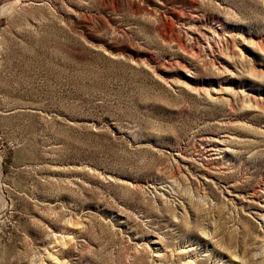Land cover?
<instances>
[{
    "label": "rangeland",
    "instance_id": "1",
    "mask_svg": "<svg viewBox=\"0 0 264 264\" xmlns=\"http://www.w3.org/2000/svg\"><path fill=\"white\" fill-rule=\"evenodd\" d=\"M0 10V264H264V0Z\"/></svg>",
    "mask_w": 264,
    "mask_h": 264
},
{
    "label": "bare ground",
    "instance_id": "2",
    "mask_svg": "<svg viewBox=\"0 0 264 264\" xmlns=\"http://www.w3.org/2000/svg\"><path fill=\"white\" fill-rule=\"evenodd\" d=\"M1 13H2V10H0V14H1ZM218 143H219V144H221V143H222V141H221V142H218ZM217 148H218V147H217ZM212 151H213V149H212ZM212 151H211V152H212Z\"/></svg>",
    "mask_w": 264,
    "mask_h": 264
}]
</instances>
